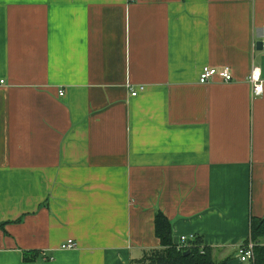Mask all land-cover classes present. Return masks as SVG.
<instances>
[{
    "label": "crops",
    "instance_id": "crops-1",
    "mask_svg": "<svg viewBox=\"0 0 264 264\" xmlns=\"http://www.w3.org/2000/svg\"><path fill=\"white\" fill-rule=\"evenodd\" d=\"M263 40L264 0H0V264H139L160 212L174 244L243 264ZM205 66L234 80L199 84Z\"/></svg>",
    "mask_w": 264,
    "mask_h": 264
},
{
    "label": "trees",
    "instance_id": "trees-1",
    "mask_svg": "<svg viewBox=\"0 0 264 264\" xmlns=\"http://www.w3.org/2000/svg\"><path fill=\"white\" fill-rule=\"evenodd\" d=\"M249 241L253 243V258L247 264H264V216L250 218ZM155 238L159 240V248L147 252L139 264H224L215 262L211 250L204 246L201 238H193L184 248H178L171 238V224L162 212L154 219ZM189 252L188 255H184ZM24 261L31 262L36 256L23 253Z\"/></svg>",
    "mask_w": 264,
    "mask_h": 264
},
{
    "label": "built area",
    "instance_id": "built-area-1",
    "mask_svg": "<svg viewBox=\"0 0 264 264\" xmlns=\"http://www.w3.org/2000/svg\"><path fill=\"white\" fill-rule=\"evenodd\" d=\"M262 47L264 50V40L262 43ZM199 84H209L214 81H219L221 83L228 84L229 82H232L234 80V77L232 76L231 70L229 68L223 67V68H210V67H203L199 74ZM249 81L251 84V91L254 98H258V96H261L263 94V87H262V79L259 75L258 71L256 69H253L251 74L249 75ZM0 85H3V81L0 80ZM143 86L139 87L138 91H142ZM137 90H130V95L132 97L137 96L138 94ZM58 97H62L64 95V90L59 89L57 92ZM190 238L187 237H180L179 242L176 244L178 248H184L188 241H190ZM76 247L75 242L73 241H67L66 243H63L60 246V249L70 251L74 250ZM253 243L249 241L247 244H242L239 247H237V259L243 263L247 264L250 260L253 258ZM41 256L43 258V261H51L52 258L44 256V253H41Z\"/></svg>",
    "mask_w": 264,
    "mask_h": 264
},
{
    "label": "water",
    "instance_id": "water-1",
    "mask_svg": "<svg viewBox=\"0 0 264 264\" xmlns=\"http://www.w3.org/2000/svg\"><path fill=\"white\" fill-rule=\"evenodd\" d=\"M255 47L258 49V50H263V47H262V41H259L256 43ZM189 252H185L184 255H188Z\"/></svg>",
    "mask_w": 264,
    "mask_h": 264
}]
</instances>
